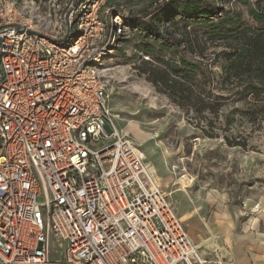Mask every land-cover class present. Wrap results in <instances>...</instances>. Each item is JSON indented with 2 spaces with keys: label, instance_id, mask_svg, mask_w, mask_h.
<instances>
[{
  "label": "built area",
  "instance_id": "obj_1",
  "mask_svg": "<svg viewBox=\"0 0 264 264\" xmlns=\"http://www.w3.org/2000/svg\"><path fill=\"white\" fill-rule=\"evenodd\" d=\"M83 1L60 42L0 0V264L202 263L155 170L115 128L101 0ZM129 13L112 12L109 39Z\"/></svg>",
  "mask_w": 264,
  "mask_h": 264
},
{
  "label": "rangeland",
  "instance_id": "obj_2",
  "mask_svg": "<svg viewBox=\"0 0 264 264\" xmlns=\"http://www.w3.org/2000/svg\"><path fill=\"white\" fill-rule=\"evenodd\" d=\"M8 1L26 24L59 38L68 34V15L82 2ZM171 1H98L104 39L100 68L115 128L140 148L195 244L202 238L211 242L199 246L202 263L197 264H264V93L247 97L240 79L223 82V52L231 49L220 46L204 20L175 10L166 25L178 46L148 34L143 25H157ZM215 1L222 10L211 21L240 15L243 23L256 25L248 12L256 0ZM119 8L154 12L142 27L129 21L112 41L109 19ZM181 58L201 60L193 82H170L167 89L153 81L170 74L167 60Z\"/></svg>",
  "mask_w": 264,
  "mask_h": 264
},
{
  "label": "trees",
  "instance_id": "obj_3",
  "mask_svg": "<svg viewBox=\"0 0 264 264\" xmlns=\"http://www.w3.org/2000/svg\"><path fill=\"white\" fill-rule=\"evenodd\" d=\"M177 9L186 17L207 22L210 33L220 43V46L231 49L229 52H223L227 61L223 67V82L240 79L241 82H244L243 92L245 95L247 97L252 95L259 99L264 93V0H256L255 5L248 10L256 25L243 23L240 15L237 20L220 16L217 21H211V17L222 10L215 0H172L166 10H161L165 16L157 18L158 24L147 22L143 25V29L148 34L161 37L167 45L178 46L180 41L171 34L166 25L171 19L170 17L173 16L172 13ZM153 12V9L130 12L124 18V23L127 25L129 21H132L133 25L142 27L143 22L141 21L147 19ZM66 36L62 35L59 41L63 42ZM151 51L153 48H149L146 53L152 55ZM166 67L170 74L166 73L165 77L153 81L161 83L169 89L172 87L170 82L180 85L193 82L195 77L199 73L201 74L202 66L201 60L198 63H193L181 58L175 62L167 60ZM229 143L231 144V142Z\"/></svg>",
  "mask_w": 264,
  "mask_h": 264
},
{
  "label": "bare ground",
  "instance_id": "obj_4",
  "mask_svg": "<svg viewBox=\"0 0 264 264\" xmlns=\"http://www.w3.org/2000/svg\"><path fill=\"white\" fill-rule=\"evenodd\" d=\"M33 27V26H32ZM157 175V174H156ZM160 180V179H159ZM160 182V181H159ZM185 217H182V219L183 220H185L184 219ZM209 239V238H208ZM209 245H211V242L209 241V240H207V239H204V238H202L201 239V241H200V243H199V245H198V248H199V246L201 247V246H209Z\"/></svg>",
  "mask_w": 264,
  "mask_h": 264
},
{
  "label": "crops",
  "instance_id": "obj_5",
  "mask_svg": "<svg viewBox=\"0 0 264 264\" xmlns=\"http://www.w3.org/2000/svg\"><path fill=\"white\" fill-rule=\"evenodd\" d=\"M190 234V233H189ZM192 238V237H191ZM193 240V239H192Z\"/></svg>",
  "mask_w": 264,
  "mask_h": 264
}]
</instances>
